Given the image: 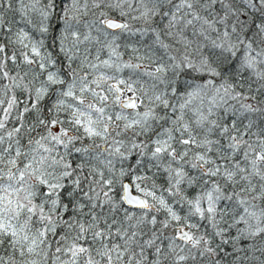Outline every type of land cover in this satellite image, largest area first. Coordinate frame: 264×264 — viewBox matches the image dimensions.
Instances as JSON below:
<instances>
[{
    "label": "snow or ice",
    "instance_id": "obj_1",
    "mask_svg": "<svg viewBox=\"0 0 264 264\" xmlns=\"http://www.w3.org/2000/svg\"><path fill=\"white\" fill-rule=\"evenodd\" d=\"M0 264H264V0H0Z\"/></svg>",
    "mask_w": 264,
    "mask_h": 264
}]
</instances>
